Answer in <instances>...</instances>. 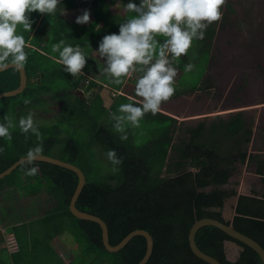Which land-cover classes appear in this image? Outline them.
Segmentation results:
<instances>
[{"label":"trees","instance_id":"obj_1","mask_svg":"<svg viewBox=\"0 0 264 264\" xmlns=\"http://www.w3.org/2000/svg\"><path fill=\"white\" fill-rule=\"evenodd\" d=\"M29 15L33 21L32 31H24L21 26L17 28V33L25 38L24 50L28 54L24 66L28 88L20 97L0 100V123H5L7 117L14 125L10 128V140L0 137V174L38 144L43 148L41 155L80 168L83 152L80 144L71 130L66 138L63 137L68 126L75 130L81 128L93 143L100 144L106 152L115 149L122 163L118 165L117 175L89 177L82 170L86 175V185L77 202V209L105 221L112 246L119 244L132 231L141 229L149 232L154 239V251L148 264H207L192 253L188 242L189 231L204 218L226 223L222 217L223 207L229 198L236 195L226 186L236 163L245 164L248 159L244 144L252 136V131L248 130L251 125L242 113L228 121H214L209 125L202 122L185 130L186 137L172 145L168 158L172 142L169 131L177 121L156 113V120L170 123L165 135L141 146L135 145L133 139L121 141L113 130L116 121L112 125L106 122L109 111L104 107L101 96L94 94L86 97L78 90L80 82L74 81L75 77L64 71V67L56 68L57 62L50 58L58 59V53L52 51V46L61 39L72 44L73 31L71 27H66L70 24L59 16L51 27L43 50L29 51L27 45L31 41L40 46L39 38L44 32L38 26L42 14L32 12ZM96 23L91 30L84 29L79 34L89 35ZM34 32L32 38L30 34ZM50 68L40 86L37 79ZM19 85L20 72L17 69L0 73V94L13 91ZM32 85L40 87V106L24 99ZM45 100L57 103L59 107L55 110L45 108L42 104ZM29 113L39 136L20 130L19 119ZM250 159L253 161L254 156ZM31 166H38L37 175H25V166L22 165L0 180V203L46 201V222L49 221L47 223L51 226V221L65 220L70 227V237L75 238V243L79 245L82 260L90 259L89 264H138L143 259L147 248L145 238L135 237L120 252L109 253L103 245L101 227L71 214L69 206L79 182L74 172L42 162H34ZM258 174L264 176V162L259 164ZM25 184L30 186L31 192L24 198L15 190ZM35 207L30 213L38 211ZM23 208L15 207V211ZM237 214L234 228L264 248V195L261 199L241 197ZM52 226L57 232L64 228L59 224ZM226 242H234L242 248L237 261L227 258ZM196 243L204 253L222 264H263L254 250L214 227L202 228L197 233Z\"/></svg>","mask_w":264,"mask_h":264},{"label":"crops","instance_id":"obj_2","mask_svg":"<svg viewBox=\"0 0 264 264\" xmlns=\"http://www.w3.org/2000/svg\"><path fill=\"white\" fill-rule=\"evenodd\" d=\"M241 0H225L221 6L222 19L210 24L205 30L203 40L194 39L186 55H182L177 61H173V66L177 69V75L174 78V95L167 101L162 102L161 110L157 114H163L177 121L169 131L172 142L169 145V156L171 155L172 145L180 138H185L187 128H195L200 123L225 120L242 113L244 118L252 114L264 113V10L260 19L253 21L247 19V14L242 11ZM128 0H61L57 6V12L48 15L42 14L38 26L44 31L40 46L32 41L27 45L29 51L43 50L45 40H49L48 34L51 33L52 25L58 21L60 16L67 21L72 29V45L79 44L87 54L88 63L80 74H77L74 81H79L78 90L86 97L90 98L94 94H99L103 100L104 107L109 111L106 122L111 120V109L115 107V100L122 98L124 101L140 103L141 98L135 95V81L141 75L137 72L130 73L126 78H122V83L117 85L111 83L107 77L101 74L100 68L103 66L96 52L98 42L102 36L118 32L119 24L123 23L134 13H128L125 5ZM139 3V0H136ZM66 11L63 13L62 10ZM84 9H90L91 16L87 24L78 25L75 19L82 14ZM242 17V18H241ZM96 23L95 28L89 35H80L84 29L91 30L92 25ZM254 30L251 31V27ZM55 32H59L56 31ZM83 33V32H82ZM34 33L30 36L33 38ZM50 35V34H49ZM157 39L163 42L164 37L158 36ZM82 40L81 42H78ZM58 53V52H57ZM58 64L56 68L64 67L58 63V59L51 56ZM192 63L194 68L191 72H185L184 66ZM250 65L248 73H251V84L248 86L251 96L257 100L250 104L240 106H229L223 108L221 99L210 100V97H219L218 91H223L222 96H228L232 90L234 81L245 66ZM261 66V67H260ZM48 69L37 80L40 86L44 82ZM250 80V77L247 78ZM34 80L33 82H35ZM28 88V87H27ZM220 91V92H221ZM226 93V94H225ZM246 94L240 93L239 96ZM41 99L40 87L32 85L29 87L24 99L33 105H41L38 99ZM127 98V100L125 99ZM262 99V101H261ZM42 100V99H41ZM43 107L48 109H57L59 105L52 101L45 100ZM219 105V109L215 106ZM222 106V108H220ZM233 110L232 112H230ZM229 111L226 116L222 114ZM113 114V113H112ZM148 115L153 114L151 112ZM232 115V116H231ZM155 116V115H154ZM231 116V117H230ZM251 118L247 122L251 125ZM161 125H164L161 127ZM170 123L160 122L157 126V137L151 141L158 140L165 135ZM250 127V126H249ZM259 128V127H258ZM248 130L252 131L251 128ZM162 131V135H159ZM258 129H255L253 136L250 135L244 146L248 150V159L245 164L236 163L235 169L226 186L228 190H234L236 195L229 198L223 207L222 217L226 223H233L237 217V206L241 197H255L261 199L264 195V176L258 174L259 164L264 162V141L258 137L260 146H257L256 135ZM248 134L245 136L244 140ZM255 136V137H254ZM253 144V145H252ZM255 145V147H254ZM257 146V147H256ZM254 156V160H249ZM166 170V169H165ZM25 198L31 192L30 186L25 184L22 188L15 190ZM25 207L17 209L15 207ZM48 207L45 201H25L16 204V201L0 203V264H80V262H89L82 260L81 251L75 246L69 245L68 223L63 219L51 221V226L46 222V216L42 214L31 215L30 211ZM30 208V209H29ZM15 213L18 215L15 216ZM24 218V219H22ZM62 225L64 228L56 231L52 225ZM67 226V227H66ZM70 228V227H69ZM71 244V243H70ZM235 247L234 242H226L225 248L227 258L230 261H237L241 251L238 249L234 259L230 258L229 250Z\"/></svg>","mask_w":264,"mask_h":264},{"label":"clouds","instance_id":"obj_3","mask_svg":"<svg viewBox=\"0 0 264 264\" xmlns=\"http://www.w3.org/2000/svg\"><path fill=\"white\" fill-rule=\"evenodd\" d=\"M60 3L61 0H0V67L24 68L28 54L24 50V36L17 33L18 26L24 31H32L33 21L29 14L39 12L50 16L57 12ZM224 3L225 0H139V3L128 0L125 10L134 15L119 24L118 32L102 36L96 49L103 60L101 74L111 83L121 84L122 78L132 72L141 74L135 81V95L141 98L140 103L119 105V114L111 116L116 121L113 125L115 131L124 133L129 124L139 127L146 113L155 115L161 110L162 102L174 95L177 69L173 61L187 54L194 39L203 40L210 24L222 19L221 6ZM90 16V9H84L75 23L87 24ZM158 36L164 37L163 42L157 39ZM52 51L58 52V63L73 77L80 74L88 63L87 54L79 44L74 46L61 39L52 46ZM193 68L194 65L188 63L184 71L191 72ZM13 126L5 117V123H0V137L10 140ZM19 127L23 133L31 131L39 136L31 113L19 119ZM120 139L126 140L127 135H121ZM42 151V145L38 144L24 154L20 163L25 166V175L38 174V166L31 165L41 157ZM106 156L114 170L122 163L115 149H109Z\"/></svg>","mask_w":264,"mask_h":264},{"label":"rangeland","instance_id":"obj_4","mask_svg":"<svg viewBox=\"0 0 264 264\" xmlns=\"http://www.w3.org/2000/svg\"><path fill=\"white\" fill-rule=\"evenodd\" d=\"M240 6H241V12L244 11L247 14V19L250 20L251 17V22L253 24V21L260 19V17L263 14V10H264V0H241L240 1ZM242 18V17H241ZM254 30V27H251V31ZM264 43V38L263 41ZM261 67V66H260ZM251 73H248L247 71L239 76V79L236 81H234V85H236V91L234 93H232V95L229 93L228 96H230V99H232V97H234L235 100V106H240V105H246V104H250L251 103V99H245V101L242 103L243 101V97L239 96L238 93L239 91L245 86L244 83H247V78H249V75ZM221 91V90H220ZM220 91H218L219 96L223 94V92L221 93ZM177 93V92H175ZM226 94V93H225ZM223 98V101L226 100L227 96H221ZM210 100H217L220 99L217 96H213L209 98ZM262 101V100H261ZM116 104L115 107L111 109L112 113H116L117 115L119 113H117V110L119 108V105L122 103H129L128 101H124L122 98H120L119 100H115ZM217 109H219V105L215 106ZM229 106H224L223 103V108H227ZM222 108V106L220 107ZM233 110H231L230 112H232ZM112 113L110 115V117L112 116ZM110 114V113H109ZM222 114H229V111H224L222 112ZM226 115V116H227ZM232 116V115H231ZM230 116V117H231ZM156 115L152 116V115H148L147 113L144 115V117L141 119L139 127H132L130 124L126 125L125 127V132L124 133H120L115 131V129L113 128L115 134L119 137L121 135H127V139L126 140H121L124 142H127L128 140L133 139V143L137 146H141L144 145L148 142H150L152 140V138L157 137L158 132H157V126L159 125V121L155 119ZM248 118H251V130H252V136L253 133L255 132V129H259L260 131L257 133L256 135V140H258L257 136L260 137H264V129L262 128V124L264 121V113H259V114H252V116H248ZM114 121L112 118L110 121H108L109 123H111L110 125L114 124ZM163 124V123H162ZM161 125L160 128H162ZM259 127V128H258ZM66 135L63 138H66L68 136V134L70 133L69 131H72V135H74L75 139L78 141V143L80 144L81 148H82V158L79 161V166L80 169H82L87 176L89 177H95V176H101V177H105L108 175H112L115 174L117 175L119 173V167L115 166V170H114V166L112 165V163L107 159L106 156V151L104 150V148L98 144V143H93L91 138L88 136V133L86 131H84L83 129H79V130H75L71 127H67L66 128ZM162 131H160L159 135H162ZM255 137V136H254ZM258 143H260V141H257V146H260ZM253 145V144H252ZM256 146V147H257ZM264 145H262L263 147ZM255 147V145H254ZM35 206H32L31 208H33ZM30 209V208H29ZM35 214H42V213H46V208H42V210H38L37 212H34ZM31 215H34L33 213H31ZM24 219V218H22ZM69 225L67 228V231H69ZM75 238H71L69 236V245L71 246H75V244L77 245V247H79L78 243H75ZM71 243V244H70ZM86 243H83V245H85ZM241 251V247L238 246L235 243V247L233 250H229V255L230 258L232 257V259H234L236 256V252L237 250ZM90 261L87 260V262ZM80 264H87L86 262H80Z\"/></svg>","mask_w":264,"mask_h":264},{"label":"water","instance_id":"obj_5","mask_svg":"<svg viewBox=\"0 0 264 264\" xmlns=\"http://www.w3.org/2000/svg\"><path fill=\"white\" fill-rule=\"evenodd\" d=\"M13 68L17 69L11 65H9L7 67H0V73L5 72V71L10 70V69H13ZM17 70L20 72V85H19V87L13 91L1 93L0 94V100L3 98L20 97L26 91V89L28 87L27 71L25 68L17 69ZM54 104L56 105V103H54ZM22 159L23 158L19 159L11 167H9L7 170L2 172L0 174V180L6 178L10 174H12L16 169H18L20 166H22V164L20 163V161ZM35 162L48 163V164L55 165V166L61 167L63 169L74 172L78 176L79 182H78L77 188H76L75 193H74V195L71 199V202H70L69 209H70L71 214L79 220L93 222V223L98 224L101 227L103 245H104L106 251H108L109 253L120 252L135 237L140 236V237L145 238L146 243H147L146 253H145L143 259L138 264H148V262L150 261L152 255H153V251H154V239L149 232H147L146 230H141V229L132 231L119 244H117L116 246H112L110 244L109 229H108V226L105 223V221H103L98 216H95V215H92V214H89L86 212H81L80 210L77 209V202H78L79 197L81 196L83 189L86 185V175L82 171V169H80L79 167H77L71 163H68V162L62 161L60 159L53 158V157L45 156V155H41V157H37ZM205 227L217 228V229L221 230L222 232H224L226 235H228L233 240L248 246L249 248L254 250L259 255L260 259L262 260V263L264 264V248L257 241H255L252 238L248 237L247 235H244L241 232L237 231L234 228L233 223L226 224V223L220 222L218 220L210 219V218H204V219L198 220L191 227V229L189 231V235H188L189 247H190L192 253L194 254V256L196 258H198L199 260H201L207 264H222L220 261H218L214 257L204 253L198 247V245L196 243L197 233L202 228H205Z\"/></svg>","mask_w":264,"mask_h":264},{"label":"flooded vegetation","instance_id":"obj_6","mask_svg":"<svg viewBox=\"0 0 264 264\" xmlns=\"http://www.w3.org/2000/svg\"><path fill=\"white\" fill-rule=\"evenodd\" d=\"M251 68V66L250 65H247V66H245V68L244 69H247V72L249 71V69ZM246 71L245 70H241V72L238 74V78H237V80L239 79V76H241V75H243L244 73H245ZM249 75V77H250V80H248L247 79V83L245 82L244 83V87L239 91V93H238V95L241 93H244V94H246L245 96H242L244 99H243V101H242V103L245 101V99H251V101H253V100H257V98L256 97H253V96H251V94L249 93V90H248V86L251 84V74H248ZM236 80V81H237ZM237 89H236V85H233V88H232V90L229 92L231 95H232V93H234L235 91H236ZM223 91H225V90H223ZM223 91H221V93L223 92ZM222 95H220L219 96V98L223 101V98L221 97ZM261 96V98L262 99H264V95L262 96V94L260 95ZM261 99V100H262ZM223 103H224V106H235V100H234V97H232V99H230V96H227V98H226V100L225 101H223ZM237 106V105H236ZM241 114V113H240ZM244 116V115H243ZM246 119V118H245ZM248 119V118H247ZM246 119V120H247ZM251 121V120H250ZM262 128L264 129V121H263V124H262ZM260 130L258 129V132H259ZM259 138H260V136H259ZM262 138V137H261ZM262 140L264 141V138H262Z\"/></svg>","mask_w":264,"mask_h":264}]
</instances>
